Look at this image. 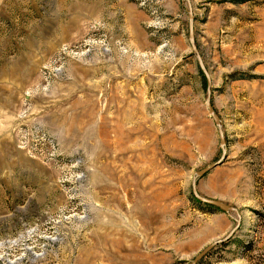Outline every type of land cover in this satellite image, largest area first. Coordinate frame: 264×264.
Segmentation results:
<instances>
[{
	"label": "rangeland",
	"instance_id": "374dc122",
	"mask_svg": "<svg viewBox=\"0 0 264 264\" xmlns=\"http://www.w3.org/2000/svg\"><path fill=\"white\" fill-rule=\"evenodd\" d=\"M0 0V264H264V0Z\"/></svg>",
	"mask_w": 264,
	"mask_h": 264
},
{
	"label": "water",
	"instance_id": "95a60500",
	"mask_svg": "<svg viewBox=\"0 0 264 264\" xmlns=\"http://www.w3.org/2000/svg\"><path fill=\"white\" fill-rule=\"evenodd\" d=\"M189 3V20H190V42L193 48L194 53L196 54L198 61H199V65L200 68L202 69V71L204 72L206 78H207V90H208V96L206 99V105L208 108V111L212 117V119L214 120L215 124L217 125L218 129H219V133H220V147L222 149V157L210 164L209 166L197 171L195 177L193 178V183H192V189H193V193L194 195L200 199L201 201L211 204L217 208H220L221 210L225 211V212H229L230 210L234 209L233 207H231L230 205H228L227 203H224L220 200H216V199H209L206 197H203L202 195L199 194L198 189H197V181L200 177H202L203 175L207 174L209 171H211L213 168L217 167L218 165L222 164L226 157H227V141H226V136H225V132L223 130V126L221 123V120L219 118V116L217 115L214 106L212 104L211 101V94H212V78L211 75L204 63V60L202 58V56L199 53L198 47L196 45V41H195V33H194V7L193 4L191 2V0H185ZM241 220L238 219L237 220V226L223 239H218L216 241H214L213 243H211L210 245H208L203 251H201L199 253V255H197V257L194 259V261L191 264H197L208 252L211 248H213L215 245H217L218 243L224 242L226 240H228L232 234L234 233V231L240 226Z\"/></svg>",
	"mask_w": 264,
	"mask_h": 264
},
{
	"label": "trees",
	"instance_id": "16d2710c",
	"mask_svg": "<svg viewBox=\"0 0 264 264\" xmlns=\"http://www.w3.org/2000/svg\"><path fill=\"white\" fill-rule=\"evenodd\" d=\"M199 72H200V75H201V78H202V82H203V85L206 87L207 86V78L204 74V72L202 71L201 68H199Z\"/></svg>",
	"mask_w": 264,
	"mask_h": 264
}]
</instances>
